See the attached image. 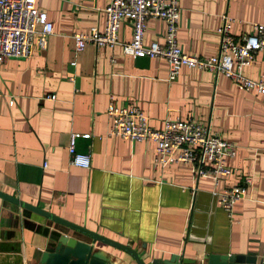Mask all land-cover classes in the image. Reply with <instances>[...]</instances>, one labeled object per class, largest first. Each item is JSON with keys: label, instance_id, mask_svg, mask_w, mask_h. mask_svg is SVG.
Instances as JSON below:
<instances>
[{"label": "crops", "instance_id": "obj_1", "mask_svg": "<svg viewBox=\"0 0 264 264\" xmlns=\"http://www.w3.org/2000/svg\"><path fill=\"white\" fill-rule=\"evenodd\" d=\"M109 1L35 0L52 23L45 48L0 64V193L128 246L145 262L171 254L196 262L211 254L263 259L264 95L195 69L181 68L167 81L163 60L125 56L119 47L86 45L74 54L71 35L101 32ZM178 8L177 46L196 57L216 54L221 17L232 19L234 38L264 23V0H178ZM163 32L160 21L148 19L143 43L162 45ZM117 38L130 40L128 21H121ZM263 71L258 52L242 75L255 80ZM109 102L137 108L153 130L175 118L208 128L234 145L226 160L231 174L214 182L195 177L188 164L159 169L152 142L106 136ZM71 134L75 152L89 156L87 169L69 165ZM243 180V197L228 217L215 194ZM60 235L90 243L0 198V264H37ZM93 247L116 264H133L113 248Z\"/></svg>", "mask_w": 264, "mask_h": 264}, {"label": "built area", "instance_id": "obj_2", "mask_svg": "<svg viewBox=\"0 0 264 264\" xmlns=\"http://www.w3.org/2000/svg\"><path fill=\"white\" fill-rule=\"evenodd\" d=\"M178 0H110L104 9L101 32L90 29L71 35L74 54L86 45L95 49L119 47L125 56L161 59L168 71L167 81L176 78L181 68L195 69L222 76L243 92L264 95V71L255 79L242 75V69L250 65L254 55L264 52V23L250 25V34L234 38L230 34L232 19L223 16L217 29L218 47L214 56L196 57L182 53L176 43ZM155 19L163 24V43H143L145 23ZM130 23V40L117 38L121 21ZM52 34V23L44 11L35 7V0H0V64L8 59H24L33 49H44ZM74 62H72V65ZM8 104L11 105V102ZM108 119L107 137H115L130 143L150 141L154 145L153 164L163 169L168 164H188L195 177L213 180L226 179L231 174L226 160L231 159L235 147L220 139L208 128L192 119L178 118L164 121L160 130H153L145 117L135 107H115L111 102L105 109ZM76 135L68 139L69 165L87 169L89 156L75 152ZM264 155V132L260 140ZM247 180L215 194L217 205L229 217L234 203L243 197ZM196 262V261H195ZM197 264L204 263V256Z\"/></svg>", "mask_w": 264, "mask_h": 264}, {"label": "water", "instance_id": "obj_3", "mask_svg": "<svg viewBox=\"0 0 264 264\" xmlns=\"http://www.w3.org/2000/svg\"><path fill=\"white\" fill-rule=\"evenodd\" d=\"M0 198L9 201L23 209L31 211L41 217L49 219L54 223L65 226L70 230L85 235L90 239V243L77 241L73 238L60 235L56 238L53 247H47L43 250L37 264H113L109 255L93 246L99 243L129 256L133 264H197L195 260L184 258L182 255L171 254L167 258H151L145 262L140 255L128 246L119 244L110 239L99 236L91 231L85 230L72 223L55 217L35 206L28 205L12 197L0 193ZM201 264H264L263 259H256L251 256H234V255H206L204 263Z\"/></svg>", "mask_w": 264, "mask_h": 264}, {"label": "rangeland", "instance_id": "obj_4", "mask_svg": "<svg viewBox=\"0 0 264 264\" xmlns=\"http://www.w3.org/2000/svg\"><path fill=\"white\" fill-rule=\"evenodd\" d=\"M112 257V256H111ZM112 258H110V261L113 263V264H116L115 261H113V259L111 260Z\"/></svg>", "mask_w": 264, "mask_h": 264}]
</instances>
